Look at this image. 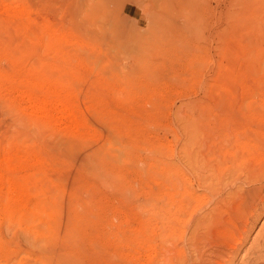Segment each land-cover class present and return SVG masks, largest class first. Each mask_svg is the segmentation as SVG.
Masks as SVG:
<instances>
[{
	"label": "rangeland",
	"instance_id": "374dc122",
	"mask_svg": "<svg viewBox=\"0 0 264 264\" xmlns=\"http://www.w3.org/2000/svg\"><path fill=\"white\" fill-rule=\"evenodd\" d=\"M64 3L34 35L0 15V264L58 252L64 264H161L155 193L201 111L212 115L239 49L230 36L264 0H200L197 23L183 7L168 37L135 51L73 27ZM4 4L16 15L21 2ZM247 236L235 264L264 259V212Z\"/></svg>",
	"mask_w": 264,
	"mask_h": 264
},
{
	"label": "bare ground",
	"instance_id": "6f19581e",
	"mask_svg": "<svg viewBox=\"0 0 264 264\" xmlns=\"http://www.w3.org/2000/svg\"><path fill=\"white\" fill-rule=\"evenodd\" d=\"M19 1L16 15L9 4L0 8V15L14 21L18 32L38 33L42 12L54 11L57 3L65 1L73 27L96 42L121 49L130 46L134 51L150 42L147 34L168 37L169 30H174L171 19L183 7L190 8V20L195 23L202 11L200 0ZM252 16L241 19L236 35L230 36L239 49L230 54L224 84L212 90V115L208 118L201 111L196 135L187 137L180 148L187 164L171 149L174 162L165 170L170 180L153 200L161 222L156 235L161 264H235L247 234L264 212V14ZM143 25L145 31H140ZM34 108L37 113L44 110ZM102 160H95L99 167ZM94 168L90 167L96 172ZM42 264H64V259L58 252L43 258ZM252 264H264V259L257 257Z\"/></svg>",
	"mask_w": 264,
	"mask_h": 264
}]
</instances>
